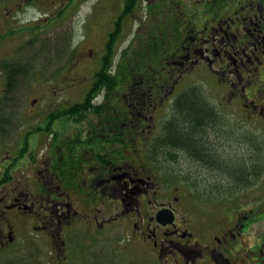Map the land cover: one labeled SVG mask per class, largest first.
<instances>
[{
  "label": "flooded vegetation",
  "instance_id": "flooded-vegetation-1",
  "mask_svg": "<svg viewBox=\"0 0 264 264\" xmlns=\"http://www.w3.org/2000/svg\"><path fill=\"white\" fill-rule=\"evenodd\" d=\"M143 1L148 18L154 21L152 30L164 28L167 43L172 24H177L173 39L178 44L175 54L180 55L174 62L179 79L168 98L177 91L182 94L195 89L199 98L217 111L210 98L219 100L223 112L240 117L237 121L264 123V0H228L223 7L212 0H162L161 19L149 9L158 0ZM141 3L128 19L140 17ZM125 9L126 0H122V7L107 17L98 13L103 48L112 40V33L121 30ZM128 19L123 22L124 29ZM204 88H210V98ZM212 90L217 92L214 97ZM138 113L142 118L128 122L138 130L130 140L146 139L155 146L156 139L166 138L160 135L156 117ZM117 116L109 131L118 132L117 140L122 141V121ZM72 121L81 124L80 135L73 127L64 145L59 146L62 136H53L50 142L55 143L56 153L67 149L76 156L66 163L68 172L78 170L72 181L69 173L65 176L63 172L62 157L55 160L49 147L42 163L36 156L35 161L27 160L29 155L17 149H9L8 158L0 162V255H10L19 247L23 249L21 255L28 248L37 250L35 242L27 245L28 235L43 234L57 264H64L66 235L73 234V228L85 229L78 230L79 234H92L94 228L98 229L94 234L126 230L124 246L130 247L139 264H264V192L259 198L247 200L245 207L228 209L222 216L200 215L189 208L197 200L190 191L194 179L185 177L187 171L180 167V184L174 183L168 172L161 174L168 168L161 170L157 160L151 161L158 164L154 167L132 154L122 158L120 151L107 152L101 144L106 136L95 134L106 131L101 120ZM220 123L226 121L221 119ZM218 124L197 136L196 146L202 152L197 162L192 161L203 169L220 167L216 143H208L207 132L213 137ZM20 148L25 147L22 144ZM42 164L45 174H41ZM29 165L37 172L38 192L31 191L23 181L26 175L21 170ZM255 174L262 173L257 170ZM249 186L238 187L237 191Z\"/></svg>",
  "mask_w": 264,
  "mask_h": 264
},
{
  "label": "rangeland",
  "instance_id": "rangeland-1",
  "mask_svg": "<svg viewBox=\"0 0 264 264\" xmlns=\"http://www.w3.org/2000/svg\"><path fill=\"white\" fill-rule=\"evenodd\" d=\"M67 2L68 0H21L13 8L8 6L12 3L7 5L2 3L3 6L0 7V31L4 30L8 24L22 28L36 26H44L45 28L41 33L39 32L37 40L33 39V34L24 33L22 38L16 35L0 42V58L8 56L12 52L14 53L18 46L22 47L24 45L26 50L23 55L27 59L32 57L35 60L36 57H39L35 63L37 75L36 73L30 74L23 87V97H21L19 103L16 102L18 107L16 105L12 106V109H18L19 119L15 122L17 125L15 134L19 135V137L15 136L13 139H6V142H3L0 138V162L8 158L6 153L8 148L4 144L17 143L21 138L20 133L22 134L31 126L39 124V120L40 122L43 121L51 112L56 111L60 105L66 103L73 105L83 99L87 87L90 85L92 75L96 70H99L98 67L106 48H103V43L101 42L103 34L101 33L102 25L97 21L99 19L98 13L107 17L110 13L122 7V0H81L78 5H76L78 0H75L66 9L65 14L67 15L60 18V10L64 9ZM103 7L105 9H102ZM140 10L139 20L134 19L132 25L128 27L127 35L125 34L121 38L122 49L131 42L132 37L138 30L139 23H141L140 19L145 18L144 10L142 8ZM103 18L100 21H103ZM58 41L61 44H57ZM57 50H60V56H57ZM209 89L204 88L210 98ZM3 92L4 77L0 74V98H2ZM211 93L214 97L217 92L212 90ZM210 100L217 107L219 117L224 119L226 124L219 123L216 125L217 133L214 132L213 137V133L209 130L207 131L208 143L210 145L213 141L216 143L215 149L218 156L227 163L226 171L232 172V168L235 167H248L251 169L252 166H258L261 161L264 166V123L259 121L250 123L237 121L240 117L236 114H229L227 111L223 112V105L219 100L211 98ZM172 113L171 106L164 111L165 116L163 117L169 118ZM93 116L89 115V118H94ZM157 118L158 123L159 120L161 123L162 119H159V116ZM68 122L64 121L65 127L69 126L71 129L73 127L82 128V126L75 124L72 120ZM61 124H57V126H61ZM233 129L234 135H232ZM228 131L231 137H229ZM44 135L36 138L38 144H35L34 140L30 142V146L33 149L32 153L35 150L37 153L38 149L36 147L40 141H43L42 147L38 151L39 163H42L48 157L47 149L52 140L51 135L48 138ZM25 140L26 138H21L20 147ZM185 147L190 148V145L186 144ZM168 151L166 149V152ZM177 154L178 157L175 163L179 162V167L184 172H195V174L186 175V177L194 179L193 188L190 191L194 195V200H197L195 203L190 204L189 208H192L194 212L200 215L222 216L228 209L237 210L243 208L247 200L263 196V194H260L264 192V172L262 175H254L253 183L249 186L239 180L241 176H236L238 178L236 179L235 173L228 172L229 177L221 178L219 173L211 172L206 168L203 169L182 153L176 152ZM27 159H29V156ZM228 166L232 168H228ZM207 168L210 169V167ZM41 171V174H45L44 167ZM256 171L251 172L254 173ZM23 172L26 175V179H23V181L27 182L31 191L38 192V187L35 184L37 172L32 166H26L24 170H21V174ZM223 174L222 172L221 176ZM23 175H18V177ZM198 175L199 178L196 177ZM247 177L249 178L248 175ZM212 184L216 186V189L228 186H233L236 189H231L230 192L220 190V192L227 193L222 196L221 193H215L219 190H214L211 186ZM240 186L249 187L237 191ZM205 197H208V199ZM73 229V234L66 235L68 246L64 254L66 257L64 264H83L89 256L96 253H100L98 256H101L107 252H109V255L105 256L110 264H139L136 262V255L130 250V247L124 246L128 238L126 230L116 229L114 230L115 234H94L98 229L92 228L90 230L92 234H79V231H84L85 229ZM41 235H28L27 238V245L35 242V249L37 250L28 248L21 255L23 249L21 247L16 248L13 250L14 253L10 255H0V264H34V260L37 261V264H57L51 253L52 247L45 236ZM115 245H117L118 249L113 248ZM4 257H6V260H4Z\"/></svg>",
  "mask_w": 264,
  "mask_h": 264
},
{
  "label": "trees",
  "instance_id": "trees-1",
  "mask_svg": "<svg viewBox=\"0 0 264 264\" xmlns=\"http://www.w3.org/2000/svg\"><path fill=\"white\" fill-rule=\"evenodd\" d=\"M20 1L21 0H0V7H2L3 4L7 5L8 3H12L8 6H10L9 8H13L16 4L20 3ZM74 1L75 0H68L64 9L60 10V18L67 15L65 11ZM80 1L81 0H78L76 5H78ZM216 1L220 7L228 3V0ZM141 2L142 0H126L127 9H125L126 11L123 15V21L120 26L121 30L112 33V40L107 44L100 66L98 67L99 70H96L92 75L90 85L88 83L89 86L87 87L83 99L71 106H67L66 104L60 105L56 111L51 112L43 121H39V124L33 127L31 126L26 132H22V134L20 133L21 138H26L25 142H23V147L25 148H19L21 142L20 138L17 143L4 144L8 150H20L22 153H26L30 156L27 160L35 161L34 156L38 157L40 148L38 146L40 143L36 147L38 149L37 153L35 150L33 152L34 155H32L29 154V152L33 150L30 146L31 141L34 140V143L38 144L36 138L44 134L47 138L49 135H51L50 137L62 136L64 139L62 140L60 138L62 142L60 141L59 143V146H62L68 141L67 137L71 135L72 130L69 126L65 127L64 121L88 119L89 115H94L93 117L101 120L103 126L106 127L105 132L96 131L95 134L100 136L99 134L104 133L106 139L101 141V144H104V148L107 152L110 150L120 151L122 158L126 156L129 157V155L132 154L136 156L141 163H146V165L149 163V166L157 167L159 164L161 170H163L162 167L168 168L167 171H162L161 174L168 172V174L172 176V181L180 184V164L179 162L175 163L178 157L176 152L179 154L187 152L185 156L197 162V156L200 157L199 154L202 152L199 150L200 147L196 146L197 136L203 134L205 129H208L211 125L213 126V124L220 123L221 118L219 117L218 111L210 107L205 99H202V97L199 98L195 89L182 94H177V91L168 98L169 92L172 91L175 86V81L179 79V72L177 70L178 65H174V62L179 61L180 55H178L179 53L175 54L178 44L177 41L173 39L177 32V24H172L170 29V40L167 43L165 37L166 31L164 28L160 27V29H156L155 31L152 30L154 21L148 18L147 4H145L144 1ZM137 3L142 4V10L145 9V18L140 19L141 23H139L138 30L134 34V37H132L131 42L120 51L122 48L121 38L125 34L127 35L126 32H128V27L131 26L133 20L136 19L133 18L130 20L128 19V15L132 13ZM163 4L162 0H158L154 5L148 6L151 10L150 13H154L156 19L162 18L163 10L161 11L160 9L163 7ZM139 13L141 15L140 9ZM139 18L136 20H139ZM127 19L126 25L128 26L125 25L126 29H124L123 22H126ZM10 25L11 24H8L4 30L0 31V42L8 40L16 35L22 38L24 33L33 34V39L37 40L39 34L45 29L44 26L22 28ZM59 43L60 41H58L57 44ZM18 47L14 53L12 52L8 56L0 58V74L4 77V92L2 93V98H0V138L3 142H6V139H13L15 136L19 137V135L15 134L17 128L15 122L19 119L17 114L18 109H12V106L14 107L16 102L19 103V100L23 97V87L25 82L29 79L30 74L36 73L37 75L35 63L38 61L39 57H36L35 60L32 59V57L27 59L25 55H23L26 50L25 45ZM56 53L57 56H60L61 52L57 50ZM100 95L103 96L102 100H100V105L94 106L93 102H95V98ZM162 100H164L163 103H161ZM16 106L18 107V105ZM31 106H33V104H31ZM171 106L173 113L169 118H164L163 116L166 114H164V111ZM140 111L146 116L153 115L156 119H158L157 116H159V119H162V122L158 123V129H161L160 135L166 138L156 139L155 146L146 139H129L131 138L130 136L134 137L138 130L135 131L134 125L130 126L128 122L131 119L136 120L142 118L141 114L138 113ZM160 112L161 114L159 115ZM117 114H119V118H121L122 121V135L124 138L122 141L117 140L119 136L118 132L109 131L114 128L115 119L118 117ZM210 120L212 122H210ZM214 120L215 123H213ZM109 121L111 123H108ZM60 123H62L61 126H57V124L60 125ZM79 129L80 128H77V135H80ZM145 134L147 133L145 132ZM186 144H189L190 148L185 147ZM15 145L18 147L16 148ZM166 149L169 151L166 152ZM56 150L57 147L55 143L49 146V154L54 156L55 160L62 157L64 163L63 172L65 176L69 173L70 181H72V177H76L78 170L74 169L72 173H70V171L68 172L66 163L76 158V156L70 155L67 149H64L60 153H56ZM152 160H157L158 164H152ZM217 161H219L220 167H217L215 170L210 169V171L219 173L221 178L229 177V173H235V177L241 176V179H239L241 182L250 184L254 175L256 176L255 172L253 173L251 171L260 170L261 173L264 172L262 162L258 166H252L251 169L248 167H235L232 168V172H229L226 171L227 169L225 167L227 163H225L222 158L218 157ZM222 165H225V167L221 168ZM177 168L178 170L176 171ZM205 168L206 166L204 169ZM222 172L224 174L221 176ZM185 173L195 174L191 172ZM196 177L199 178V175ZM236 179L238 178L236 177ZM211 186L214 190H219L215 193H222L220 190L223 192H230L231 189H236L232 188L233 186H228L226 188L220 187L217 189L214 184ZM205 198L208 199V197ZM113 248L118 249L117 245ZM99 254L100 253H96L89 256V258L85 259L83 264H110L105 256L109 255V252L106 254L102 253L104 255L101 256H98Z\"/></svg>",
  "mask_w": 264,
  "mask_h": 264
}]
</instances>
